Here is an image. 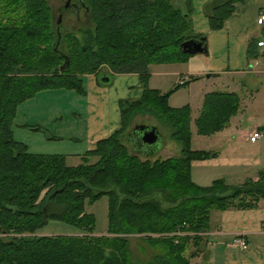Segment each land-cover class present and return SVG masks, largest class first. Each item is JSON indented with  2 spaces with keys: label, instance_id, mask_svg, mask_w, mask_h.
<instances>
[{
  "label": "trees",
  "instance_id": "trees-1",
  "mask_svg": "<svg viewBox=\"0 0 264 264\" xmlns=\"http://www.w3.org/2000/svg\"><path fill=\"white\" fill-rule=\"evenodd\" d=\"M239 1L209 0L203 6L209 29L220 28ZM182 6L176 0H64L53 9L48 0H0V264H190L204 246L211 209L254 207L264 199V169L255 181L192 182L190 162L217 153L192 149L188 105L167 103L187 82L164 92L147 85L150 64L186 61L183 42L198 39L206 53L205 36L192 32L190 7ZM69 17L76 27L65 29ZM257 40L248 41L249 60L264 56L254 49ZM101 67L110 75L136 73L141 93L118 101L119 127L78 164L67 165L62 154L29 152L13 138L18 103L43 89L83 93L80 77ZM238 108L235 92H205L193 119L196 134L220 131ZM135 116L164 125L178 155L158 157V149L141 142L135 125L161 132L150 120L132 124ZM102 196L107 228L96 235L85 204ZM48 220L79 233L36 234ZM128 236L139 240L137 255Z\"/></svg>",
  "mask_w": 264,
  "mask_h": 264
},
{
  "label": "crops",
  "instance_id": "crops-1",
  "mask_svg": "<svg viewBox=\"0 0 264 264\" xmlns=\"http://www.w3.org/2000/svg\"><path fill=\"white\" fill-rule=\"evenodd\" d=\"M208 1L181 0L182 5L186 4L190 7L192 32L205 36L206 53L190 54L182 63L148 66L147 85L159 92L170 89L179 79L185 78L184 82L187 83L175 89L167 97V103L171 107H179L183 104L175 93L180 90L189 91L192 87H200L198 102L201 101L203 94L211 91L203 87L204 81L209 79L222 81L224 86L222 91L235 92L237 87V91L241 89L243 94L244 87H248L249 89L245 90L250 92L249 95L253 92L257 93L259 87L264 85V78L259 76L260 71L255 67L258 64V57L250 60L246 58L248 41L251 38L258 40L263 38L261 36L263 25H257L256 18L261 11H264V0L236 2L232 13L224 20L222 26L214 30L209 29L203 11V6ZM254 49L258 50L257 47ZM101 73L108 76L107 82L100 81L98 74H84L80 77L85 104L81 115L84 121L81 141L84 151L92 149L97 140L108 136L119 127L118 101L137 98L141 93L136 73L110 75L105 70ZM192 77L194 79H191ZM255 79L259 81L256 85ZM56 89L58 88L40 90L31 97ZM238 97L239 110L243 111L240 96ZM190 121L193 123L192 119ZM239 126V121L233 124L229 119L228 125L220 131L196 140L193 139L190 129L192 149L213 150L217 153L214 157L190 162L192 182L206 186L214 179H222L226 184L257 179L259 170L264 169V130L260 129L264 123L261 125L255 123L248 130H243ZM253 129L259 130L262 135L258 140L250 142L245 135ZM161 148L156 153L158 157L178 155L173 146L162 144ZM82 154H73L77 159L73 165L80 162ZM203 235L204 246L190 259V264H264V199H259L254 207L211 209ZM235 237H240L245 242L244 248L229 245Z\"/></svg>",
  "mask_w": 264,
  "mask_h": 264
},
{
  "label": "rangeland",
  "instance_id": "rangeland-1",
  "mask_svg": "<svg viewBox=\"0 0 264 264\" xmlns=\"http://www.w3.org/2000/svg\"><path fill=\"white\" fill-rule=\"evenodd\" d=\"M63 1L64 0H48L53 9L59 8ZM176 2L179 3L182 8L181 0H176ZM81 18L80 14L76 16L77 21L83 20ZM73 21L74 19L69 17L67 23L63 22L62 27L64 26L66 29V27L68 28V26H72ZM72 27L74 28L76 25ZM260 51H264V48H258V52ZM257 62L258 64L255 65V67L260 71L259 76L264 78V56H259ZM104 68L105 67H101L98 72L100 70H105ZM99 76H102L101 72L98 73V77ZM259 76L258 78H260ZM255 80L257 81V79ZM221 82L222 81L219 79H209L208 81H204L203 87L207 90H222V87L224 86ZM258 82L259 81L254 84L256 85ZM166 83H169L168 80ZM244 88L249 89L248 87ZM245 89H243V94H241V89L237 91V87L234 90L235 92L237 91L236 93L240 96L242 108L244 110L242 111L238 108L236 114L231 116L230 121L233 122V124L238 123L239 121V128L248 130L251 129L255 123H258L259 125L264 123V85L259 87L257 93L253 92L252 95L250 94L251 96L249 95L250 92ZM199 90L200 87L197 86L190 88L189 91L180 90L175 93V96H178L181 103L184 105L185 103L188 104L190 119L192 120L196 117L201 105V101L198 102ZM82 94L83 93L71 88H58L21 101L17 104L16 114L13 120V138L25 144L29 152L62 154L66 158L67 165L71 166L75 164L77 159L73 154H82L85 152L83 148L84 146L81 142L83 132L82 127L84 125L81 115H83L85 108ZM149 120L150 122L156 123L148 116H135L131 123H148ZM157 125L161 134L158 142H156V150L160 149L163 143L173 146V148L176 149V153H178L179 147L177 142L167 137L169 130L164 125ZM190 129L192 130L194 140H196V138H204V136L196 134L192 121H190ZM161 151L164 152L162 148ZM85 210L91 213L94 217V233L96 235L105 234L107 228L106 197L102 196L90 204H85ZM77 233H79L77 232V228L73 226L56 220H48L45 225L38 229L36 234L49 235ZM138 243V239L133 236H128V246L134 255L138 254Z\"/></svg>",
  "mask_w": 264,
  "mask_h": 264
},
{
  "label": "water",
  "instance_id": "water-1",
  "mask_svg": "<svg viewBox=\"0 0 264 264\" xmlns=\"http://www.w3.org/2000/svg\"><path fill=\"white\" fill-rule=\"evenodd\" d=\"M182 47H184V51L189 54L194 53H204V46L201 45L200 40L196 39H190L182 43ZM67 59L64 57V62L60 66V68H63L64 65H66ZM250 66H248L249 68ZM208 76V75H207ZM100 81L107 82L108 76L102 75L99 77ZM134 129H137L138 137L141 142L146 143L148 145H151V147L154 148V151L156 150L158 139L160 138V134L156 130L154 126H146L143 124L135 125ZM153 148H151L153 150ZM151 150V151H152ZM149 150V152L151 153Z\"/></svg>",
  "mask_w": 264,
  "mask_h": 264
},
{
  "label": "built area",
  "instance_id": "built-area-1",
  "mask_svg": "<svg viewBox=\"0 0 264 264\" xmlns=\"http://www.w3.org/2000/svg\"><path fill=\"white\" fill-rule=\"evenodd\" d=\"M256 24L264 25V11H261L258 14L256 18ZM256 46L260 48H264V38L257 40ZM184 80L185 78H181L178 80V83H182ZM261 135H262V132H260L259 130L253 129L245 135V138L250 142H254L258 140L261 137ZM229 245L238 247V248H244L245 242L240 237H235L229 242Z\"/></svg>",
  "mask_w": 264,
  "mask_h": 264
},
{
  "label": "flooded vegetation",
  "instance_id": "flooded-vegetation-1",
  "mask_svg": "<svg viewBox=\"0 0 264 264\" xmlns=\"http://www.w3.org/2000/svg\"><path fill=\"white\" fill-rule=\"evenodd\" d=\"M75 6V5H74Z\"/></svg>",
  "mask_w": 264,
  "mask_h": 264
}]
</instances>
